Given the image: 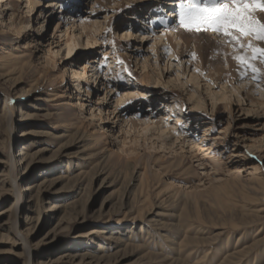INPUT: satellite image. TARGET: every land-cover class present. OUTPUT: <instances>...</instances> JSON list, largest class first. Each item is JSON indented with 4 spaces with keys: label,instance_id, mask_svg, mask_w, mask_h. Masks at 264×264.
I'll list each match as a JSON object with an SVG mask.
<instances>
[{
    "label": "rangeland",
    "instance_id": "1",
    "mask_svg": "<svg viewBox=\"0 0 264 264\" xmlns=\"http://www.w3.org/2000/svg\"><path fill=\"white\" fill-rule=\"evenodd\" d=\"M30 2L32 12L27 0L7 11L0 4V115L10 117L0 121V181L18 183L15 193L0 191V264H96L51 262L68 250L112 264H264V79L241 75L237 58L233 77L221 82L217 72L228 62L221 48L239 57L241 45L233 51L218 32L182 26V39L154 46L146 36L161 22L177 29L188 0ZM89 20L98 42L85 49ZM243 44L264 48L252 36ZM255 68L264 76V62ZM80 69L88 82L72 75ZM110 90L126 100L111 103ZM22 144L34 160L24 171L11 162ZM58 146L64 155L53 160ZM42 180L31 213L23 188ZM48 203L65 207L50 213ZM60 218L67 227L57 230ZM17 221L29 228L31 262L22 242L10 251Z\"/></svg>",
    "mask_w": 264,
    "mask_h": 264
},
{
    "label": "bare ground",
    "instance_id": "2",
    "mask_svg": "<svg viewBox=\"0 0 264 264\" xmlns=\"http://www.w3.org/2000/svg\"><path fill=\"white\" fill-rule=\"evenodd\" d=\"M10 1L11 0H0V4H4L3 5V9L4 10L7 11V10L10 9L9 8ZM27 2H28L27 3L28 4V8H30L31 9L30 11L32 12L34 10V7H32L33 6L32 4H35V3H31L30 0H27ZM169 5L171 6V4H169ZM52 6L53 5H51V7ZM178 15H179V13H178ZM169 16L170 17H173V13H171ZM86 23L84 25H82V28H85L86 30L88 29L85 33L83 32L85 34V36L83 35V42H84V45H85L84 46L85 49H87L90 45H95L98 42V40L93 35H95L94 32L96 33V31L98 30L97 29V26H99V24H97L98 23L97 21H90L89 20V22H86ZM160 25L161 26H159L158 29L154 28V30L152 31L151 34L148 35V37L146 36L147 39H151V41H152V43H153L154 46H157L158 44L162 43L164 39H166L165 42H168L170 44H172L171 43V39H174V40H177V41L180 40V39H182L183 32H182L181 29L183 27H182V25H181L180 22L177 25V27H178L177 29L174 28V27L168 26L164 22H161ZM41 29H42V23H38V31L40 32ZM167 32L168 33H171V37L170 38L166 36V33ZM213 36H219V34L217 32H215L213 34ZM128 37H131V36L128 35ZM227 44H230V47H234L233 48V51H236V50L241 51V49L238 48V45L239 44H236L234 46V42H230V38L229 37L224 36V35L221 34V44L220 45H227ZM1 50L3 51L4 49L2 48ZM54 53H56V52H54ZM219 54H221L220 56H222V55L225 56V57H223L221 59H225L226 62L228 61L227 63H225V62L223 63V61L221 60V69L218 68V70H217V72L221 76V82L222 81L224 82L225 77H227V78L229 76L233 77V75L236 72V69H238L236 67V65H234V63L231 62V60L233 58L235 59L236 57H238V55H236V54L234 55V53H229L228 54V52L225 51L223 48H221V53H219ZM18 55L19 54H12L11 53V54L6 55V58L11 57V62L14 63L15 65H19L20 66V65H22L24 63V61L23 60L21 61L20 58H22V57L21 56H18ZM137 65H139V63H137ZM93 66H94V69H95L96 68V65H93ZM85 74H86V71L85 70H81V69H80V71H78V73L72 72V75L80 76V77H83V78L85 77L86 81L88 82L90 80V78H91L92 75L89 74L88 76H86ZM143 81H145V78H144ZM128 82H130V78H129ZM77 88L79 89V92L78 93H81V91H82V93L84 92L83 91V87L80 88V85H77ZM109 88H110L109 86L103 85V89L104 90H102L101 91V94L99 95V98H98L99 101H101V102L104 101V99H103L104 92L105 91H108ZM113 91H115V90H110V92H109L110 97H111V100H110L111 103L112 102H117V101L122 102V101L126 100L124 98L127 97V95H128L127 92H120V93H118V92H113ZM102 93H103V95H102ZM10 99L11 98L9 97V95H6V97L2 99V101H3L2 111L6 110L8 108V105H7L8 101L7 100H10ZM76 99H78V98H76ZM219 100H221V102H222V101H225L226 99L223 96H221V98H219ZM78 105H79L80 109L84 107V105L82 103H80V102H79ZM228 105H229V101H228ZM91 107H92V108H90V109H92L91 116L94 118V120L97 119L98 121H101V120L103 121L104 118H103L101 112H103L104 110L103 109L101 110V108L98 107L94 111L95 107H93V106H91ZM96 111H99L100 114H96ZM73 115H74V113L69 111V112H67V114H65L64 117H69L70 116L72 118ZM30 116L31 115H26V117H30ZM9 120H10V117L8 116V114L4 113V115L3 114L0 115V121L9 124V122H10ZM123 121H124V123H126L128 120H126V119H122L121 120L120 118L118 119V122L124 125ZM147 126H149V125H147ZM24 135H27V134L24 133ZM24 146H26V145H24V144L20 145L21 148L18 150V154H17L16 158L14 156H11V162L13 163L16 160V163L17 164H20L21 167L23 168L22 171L26 170V168L30 167L34 163V160L32 159L33 153H27L26 152V149L27 148L24 147ZM23 149H25V150H23ZM43 150H41V151L43 152ZM64 150H65V147L64 146H62V147L61 146H58L56 149L50 150V153H51L50 158H53V160H58L59 158H61V156L64 155ZM80 166H81L80 164H76L75 165L76 168H78ZM66 167L67 168L69 167L68 166V163H66ZM48 182H49L48 180H42V182H31L28 185L24 186V188H23L24 191L23 192L24 193H28L27 194V200H28V203L30 204L29 205V211L31 213H36L37 212V209H34V207H36L37 205H39V201H41V199L43 198L44 191L46 189V185H47ZM143 182H144L143 179L140 180V183L141 184H143ZM7 185H8L7 182L0 181V191H2L4 193L5 192H9V191H13L15 193L17 191V189H18V187H17L18 183H17V181H15L13 179H11V183H10V188L12 190L7 189L6 188ZM16 196H19V194H16ZM17 200H19V199H17ZM48 204H50V206L48 208V211L50 213L58 212V211L61 210L62 207H65V206H62L60 203H48ZM17 205H18V202H14L12 204V207L13 206L15 207ZM18 211L19 210H17V212ZM28 214L26 216V219L31 220L32 218L31 217H28ZM65 221H66L65 218L58 219V221H57L58 223H57L56 229L57 230L58 229H65L67 227V226H65L67 224ZM0 229L3 230L5 228H3L2 225H0ZM28 229L29 228H25L24 231H23V229H21L20 224L18 223V221L16 222V230H17V232H16V238H17V241L15 242V244L13 245V247L10 248V251L15 252L14 251V247H20L23 244L25 246L24 247V253L25 252L28 253L29 260L31 262V260H32V247L29 245V243H28V241L26 239V235H25V230H28ZM56 229H55V231H56ZM115 240H119L120 241L121 239L118 236H114V238H112V242L114 243ZM19 242H22V244H20ZM102 257L103 256H101V257H95L90 252H88V253H86V252L85 253H75V252H72V250H68V251H66L65 254L61 255V257H59V258H57L55 260H52L51 262L52 263L53 262L54 263H59V262L65 260V259H67V260H71V261H79L80 263L83 262V261H85V260H91V261H96L95 262L96 264H112V260L111 259H105V258H102Z\"/></svg>",
    "mask_w": 264,
    "mask_h": 264
},
{
    "label": "snow or ice",
    "instance_id": "3",
    "mask_svg": "<svg viewBox=\"0 0 264 264\" xmlns=\"http://www.w3.org/2000/svg\"><path fill=\"white\" fill-rule=\"evenodd\" d=\"M256 10L264 12V0H210L203 6L199 0H188L186 7L182 5L180 23L188 30L199 31L203 27L229 37L234 46L239 44L243 49V54L236 57L243 65L241 75L251 71L254 78L264 79L255 68L256 60L264 62V48L243 44V38L248 36L264 42V21L255 16Z\"/></svg>",
    "mask_w": 264,
    "mask_h": 264
}]
</instances>
